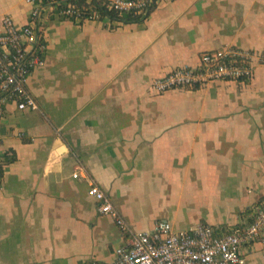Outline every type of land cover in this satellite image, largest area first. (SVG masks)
<instances>
[{"label": "crops", "instance_id": "0c3cea01", "mask_svg": "<svg viewBox=\"0 0 264 264\" xmlns=\"http://www.w3.org/2000/svg\"><path fill=\"white\" fill-rule=\"evenodd\" d=\"M30 14L26 0H0V30L6 15L23 25ZM43 28L46 62L28 83L39 110L10 103L0 123V264L113 261L126 237L88 195L91 181L140 231L253 221L264 64L248 83L163 93L150 83L227 45L264 51V0H159L137 22L51 14ZM243 252L264 264V239Z\"/></svg>", "mask_w": 264, "mask_h": 264}, {"label": "built area", "instance_id": "2783aa9c", "mask_svg": "<svg viewBox=\"0 0 264 264\" xmlns=\"http://www.w3.org/2000/svg\"><path fill=\"white\" fill-rule=\"evenodd\" d=\"M159 0H108L104 4L119 14L136 12L146 16ZM30 21L20 25L6 15L0 30V123L6 107L16 103L20 110H39L29 89V78L45 64L48 41L43 22L56 14L78 23L95 21L98 11H85L77 0H26ZM264 64V51L227 45L201 54L198 66H179L150 83L157 93L206 87L218 80L252 82L255 68ZM79 177V172L73 174ZM88 177V176H86ZM88 195L98 203L101 214L111 215L125 242L115 249L111 262L90 259L82 264H247L245 246L264 239V198L253 209V221L224 231L207 223L175 229L168 220H159L150 231L132 228L117 211L107 192L90 182Z\"/></svg>", "mask_w": 264, "mask_h": 264}, {"label": "trees", "instance_id": "16d2710c", "mask_svg": "<svg viewBox=\"0 0 264 264\" xmlns=\"http://www.w3.org/2000/svg\"><path fill=\"white\" fill-rule=\"evenodd\" d=\"M79 7L83 8L86 12L98 11L102 17H109L112 20L121 21L123 23H132L140 21L143 16L136 12H125L119 14L113 10H109L104 4L103 0H77Z\"/></svg>", "mask_w": 264, "mask_h": 264}]
</instances>
